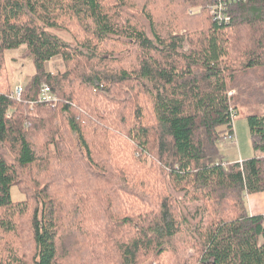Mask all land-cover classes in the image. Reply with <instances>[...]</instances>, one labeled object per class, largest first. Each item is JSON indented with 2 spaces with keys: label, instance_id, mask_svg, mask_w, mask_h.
Listing matches in <instances>:
<instances>
[{
  "label": "trees",
  "instance_id": "16d2710c",
  "mask_svg": "<svg viewBox=\"0 0 264 264\" xmlns=\"http://www.w3.org/2000/svg\"><path fill=\"white\" fill-rule=\"evenodd\" d=\"M219 1L0 0V71L35 69L0 90V264H264V0Z\"/></svg>",
  "mask_w": 264,
  "mask_h": 264
},
{
  "label": "rangeland",
  "instance_id": "374dc122",
  "mask_svg": "<svg viewBox=\"0 0 264 264\" xmlns=\"http://www.w3.org/2000/svg\"><path fill=\"white\" fill-rule=\"evenodd\" d=\"M67 22V21H66ZM60 37L72 42L71 36L66 31H55ZM25 46H20L16 50H10L6 53L8 61L6 67L0 71V90L7 91L15 85H22L29 80L34 73L33 58L31 56H23ZM46 69L51 72L63 70L64 65L60 56L52 58L46 62ZM233 134L234 138L225 139L218 143L219 152L225 160L237 162L255 156V152L251 143L249 126L246 111L240 109L233 118ZM11 197L13 200L23 199L25 195L21 193L16 186L11 187ZM245 204L249 210L255 211L264 208V192L247 194ZM254 211V212H255Z\"/></svg>",
  "mask_w": 264,
  "mask_h": 264
},
{
  "label": "built area",
  "instance_id": "2783aa9c",
  "mask_svg": "<svg viewBox=\"0 0 264 264\" xmlns=\"http://www.w3.org/2000/svg\"><path fill=\"white\" fill-rule=\"evenodd\" d=\"M228 1H237V0H228ZM241 1H246V0H241ZM221 3H224V2H222L220 0L216 7H219ZM216 7H214V8H216ZM214 8L212 10V13H213L214 17H216V18H218L220 20H224V21H227L229 19L228 16L225 15L224 12H220V11L214 10ZM21 92H22V87L21 86H16L11 94L16 99H20ZM40 99L44 100V101H55V95H53L51 93L50 88L47 85H43L41 87ZM232 126H233V123H232ZM233 138H234L233 132L229 133L226 136V139H231L232 140Z\"/></svg>",
  "mask_w": 264,
  "mask_h": 264
},
{
  "label": "crops",
  "instance_id": "0c3cea01",
  "mask_svg": "<svg viewBox=\"0 0 264 264\" xmlns=\"http://www.w3.org/2000/svg\"><path fill=\"white\" fill-rule=\"evenodd\" d=\"M259 193H262V192H259ZM253 194H255V193H253ZM247 196V195H246ZM254 209H251V210H249V213L251 214V215H255V214H262V213H264V208H262V210H261V208H259V210H257V211H255Z\"/></svg>",
  "mask_w": 264,
  "mask_h": 264
},
{
  "label": "bare ground",
  "instance_id": "6f19581e",
  "mask_svg": "<svg viewBox=\"0 0 264 264\" xmlns=\"http://www.w3.org/2000/svg\"><path fill=\"white\" fill-rule=\"evenodd\" d=\"M43 85H46V84H42L41 86H40V90H39V99H40V91H41V87L43 86ZM16 86H21L22 87V91H23V86L22 85H15L14 86V88L16 87ZM48 86V85H47ZM49 87V86H48ZM14 88L12 89V91L14 90ZM52 93V92H51ZM21 94H22V92H21ZM53 94V93H52ZM21 96V95H20ZM44 101V100H43ZM232 132H233V126H232Z\"/></svg>",
  "mask_w": 264,
  "mask_h": 264
}]
</instances>
